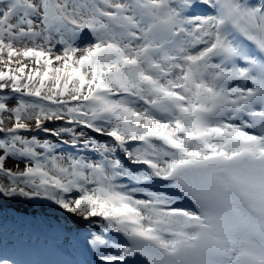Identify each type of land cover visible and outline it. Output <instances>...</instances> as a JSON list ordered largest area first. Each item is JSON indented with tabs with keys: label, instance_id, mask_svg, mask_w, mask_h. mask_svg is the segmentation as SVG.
<instances>
[{
	"label": "snow or ice",
	"instance_id": "6c2138e0",
	"mask_svg": "<svg viewBox=\"0 0 264 264\" xmlns=\"http://www.w3.org/2000/svg\"><path fill=\"white\" fill-rule=\"evenodd\" d=\"M33 201L63 264H264V0H0V213Z\"/></svg>",
	"mask_w": 264,
	"mask_h": 264
},
{
	"label": "rangeland",
	"instance_id": "374dc122",
	"mask_svg": "<svg viewBox=\"0 0 264 264\" xmlns=\"http://www.w3.org/2000/svg\"><path fill=\"white\" fill-rule=\"evenodd\" d=\"M52 209L58 210L55 206L40 201H33L31 203L15 202L6 206V211L0 213V250L6 249L14 259H18L20 257L18 254L21 251L20 248H26L38 242V239L30 233L31 230L27 227L20 228V225H16L17 223L13 222L15 220L10 216L14 214L25 215V217H32L35 220L44 221L43 224L50 228L64 226L65 222L67 223L66 229L75 227L69 222L72 219L66 214L47 212V210ZM25 221L28 222L27 220ZM66 229H64V231H66ZM30 241L35 242L31 243ZM44 242L45 239L40 240L41 244Z\"/></svg>",
	"mask_w": 264,
	"mask_h": 264
},
{
	"label": "bare ground",
	"instance_id": "6f19581e",
	"mask_svg": "<svg viewBox=\"0 0 264 264\" xmlns=\"http://www.w3.org/2000/svg\"><path fill=\"white\" fill-rule=\"evenodd\" d=\"M47 212L62 213L54 209L47 210ZM10 217L15 220L13 222H16V225H20V228L27 227L31 230L30 233L38 239L36 244L27 246L26 248H20L21 251L18 253L20 257L15 259L18 264H63V261L70 259L68 254L70 250L64 243V229L67 227L66 222L64 226L50 228L43 224L44 221L35 220L32 217H25V215L14 214ZM69 222L74 225L73 220ZM41 239H45L43 244L40 243ZM30 242L34 243L35 241Z\"/></svg>",
	"mask_w": 264,
	"mask_h": 264
}]
</instances>
